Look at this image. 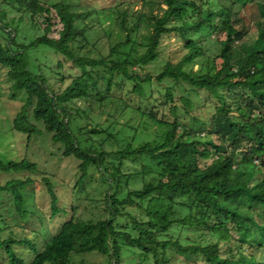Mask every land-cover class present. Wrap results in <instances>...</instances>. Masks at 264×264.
Masks as SVG:
<instances>
[{"label":"trees","instance_id":"obj_1","mask_svg":"<svg viewBox=\"0 0 264 264\" xmlns=\"http://www.w3.org/2000/svg\"><path fill=\"white\" fill-rule=\"evenodd\" d=\"M6 1L10 9L30 13L41 31L25 35L22 17L10 20L6 10L0 13V64L13 90L27 95L14 129L29 141L49 135L57 158L76 167L73 193H84L97 173L107 213L83 220L46 177L51 219L64 220L50 240L36 231L32 238H4L9 227L0 222L8 264H75V255L93 253L108 257V264H122L128 252L141 258L136 264H264V23H255L258 36L248 46L251 29L241 17L248 6L264 11V0H143L140 11L119 3L94 11L80 3ZM89 19L108 38L118 21L125 40L101 55ZM173 34L183 42L182 59L168 61L155 78L142 73L163 56V41ZM208 43L218 53L206 69L195 70L192 65L208 55ZM44 50L60 57V70L39 63ZM240 53L233 72L232 57ZM47 69L60 76L59 90ZM126 83L132 86L129 98L121 94ZM172 83L206 94L207 129L196 133L180 122ZM155 88L166 104L154 106ZM181 101L194 108L192 100ZM167 103L174 120L160 112ZM36 170L26 159L0 160V175ZM31 183L28 178L0 184V193H12L24 220L29 214L22 189ZM175 227L206 230L208 241L185 245L161 239Z\"/></svg>","mask_w":264,"mask_h":264},{"label":"rangeland","instance_id":"obj_2","mask_svg":"<svg viewBox=\"0 0 264 264\" xmlns=\"http://www.w3.org/2000/svg\"><path fill=\"white\" fill-rule=\"evenodd\" d=\"M46 4H56L59 2H65L69 4H81L84 8L92 7L93 10L104 11L107 8H112L116 4H123V9L130 11H140L143 9V0H40ZM6 10L8 13V19H15L18 21L22 17L20 29L25 35L39 36L41 31L34 28L35 20H32L30 13H21L20 11H14L10 9L6 0H0V13ZM86 11V10H85ZM241 17L244 18L247 25L250 26V34L245 39V45L251 46L258 36V22L264 23V11L259 6H248L242 10ZM92 20V23H90ZM89 25L94 28L91 40L97 42V48L101 55L107 56L111 46H114L120 41L125 40L126 34L120 28L118 21H113L111 26L112 35L108 38L105 35L103 29L97 26L94 19H89ZM94 23L96 24L94 26ZM109 25V24H108ZM31 30V31H30ZM145 31V30H142ZM23 37V35H22ZM0 41L2 38L0 37ZM216 41V39L214 40ZM164 54L153 65L143 70L142 73H151L152 78H155L161 72L162 68L168 61L179 62L185 55L186 51L183 50V42L176 35L167 36L164 41ZM208 55L203 58L201 62L195 63L192 67L195 70H200L202 67L206 69L209 65L210 59L215 57L218 53V46L216 44L208 43ZM242 54H235L232 57L233 72H236L239 67L236 66L234 60L240 58ZM39 63L43 64L49 70H60L59 60L60 57L51 50L40 51L37 55ZM221 62V61H220ZM69 68L71 65L66 64ZM47 69L46 72L50 77V82L56 90L60 89L59 78L57 74H51ZM62 71L65 69L61 68ZM49 72V73H48ZM126 87L121 93L124 97L129 98L132 94V86L129 83L125 84ZM170 83L164 84V86H170ZM175 89V101L179 106V120L187 127H194L196 133L200 132V128L207 129V121L210 119L211 111L209 107V101H207L206 94H199L189 90L187 86H180V84L172 83ZM154 98V106L166 104V100L162 99L161 93L155 88L151 90ZM189 99L194 103V108L188 110L185 108L181 99ZM27 101V95L25 92H16L13 90V84L8 77V69L0 64V160L2 161H22L28 160L37 164V170L30 172L19 173H2L0 175V184L5 185L8 181L12 180H27L30 178L32 183L22 189V193L26 200V209L28 211V219L24 220L20 217L15 208L14 197L11 192L0 193V222L5 221L9 227V231L3 233V237L18 236L20 239L27 236L32 238L34 232H39L47 240L51 239L52 234L56 231L58 225L64 219L52 217L51 200L47 193L44 179L47 177L51 181L52 185L57 190L59 196L69 207L72 203L77 207V215L83 220L97 221L100 218H106L107 213L104 209V187L101 185L100 176L95 173L86 185L85 192L82 194L73 193L71 187L76 183V167L71 165L68 159L57 158V149L52 144L49 135L36 136L32 140L27 139V135L18 132L14 129V120L21 112ZM138 104L139 101L135 100ZM172 103H167L163 111L166 120H174V117L168 109ZM160 118H163L162 114H159ZM201 120L200 122L198 120ZM154 132H159V127L154 121H152ZM156 130V131H155ZM205 132V131H202ZM204 133L200 134L205 138ZM258 163V162H257ZM64 184L70 185V188H65ZM140 187V185L138 186ZM74 198V201H73ZM206 233V234H205ZM202 234V235H201ZM208 233L206 230L201 231L199 229L185 228L181 229L175 227L172 231L161 239L180 240L185 245L202 244L208 241ZM255 241L250 239L248 246L253 247ZM18 252H22L23 247H18ZM252 250V249H251ZM259 256V254H258ZM122 264H136L141 262V258L133 253L128 252L124 255ZM75 264H108L110 259L99 253L93 254H80L75 255L72 259ZM196 263V262H195ZM194 263V264H195ZM198 264H204L201 261ZM0 264H8V256L5 251L0 247ZM152 264V263H151Z\"/></svg>","mask_w":264,"mask_h":264}]
</instances>
